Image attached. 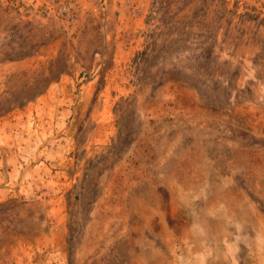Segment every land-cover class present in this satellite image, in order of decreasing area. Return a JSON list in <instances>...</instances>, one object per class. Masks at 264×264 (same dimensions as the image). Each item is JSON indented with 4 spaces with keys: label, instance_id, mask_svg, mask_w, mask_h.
<instances>
[{
    "label": "rangeland",
    "instance_id": "374dc122",
    "mask_svg": "<svg viewBox=\"0 0 264 264\" xmlns=\"http://www.w3.org/2000/svg\"><path fill=\"white\" fill-rule=\"evenodd\" d=\"M0 263L264 264V0H0Z\"/></svg>",
    "mask_w": 264,
    "mask_h": 264
},
{
    "label": "built area",
    "instance_id": "2783aa9c",
    "mask_svg": "<svg viewBox=\"0 0 264 264\" xmlns=\"http://www.w3.org/2000/svg\"><path fill=\"white\" fill-rule=\"evenodd\" d=\"M58 12L62 17H66L67 19H73L71 6L70 5H62L58 8Z\"/></svg>",
    "mask_w": 264,
    "mask_h": 264
},
{
    "label": "crops",
    "instance_id": "0c3cea01",
    "mask_svg": "<svg viewBox=\"0 0 264 264\" xmlns=\"http://www.w3.org/2000/svg\"><path fill=\"white\" fill-rule=\"evenodd\" d=\"M27 257H28V254H27ZM29 259V258H28ZM1 264V263H0ZM12 264V263H11Z\"/></svg>",
    "mask_w": 264,
    "mask_h": 264
}]
</instances>
